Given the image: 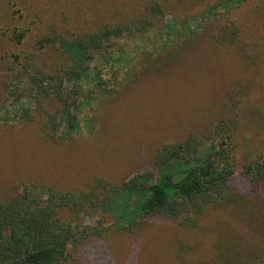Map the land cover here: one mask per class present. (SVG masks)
I'll use <instances>...</instances> for the list:
<instances>
[{
	"label": "rangeland",
	"instance_id": "374dc122",
	"mask_svg": "<svg viewBox=\"0 0 264 264\" xmlns=\"http://www.w3.org/2000/svg\"><path fill=\"white\" fill-rule=\"evenodd\" d=\"M153 1L159 2L163 19L155 16V25L141 36L124 37L133 69L114 91L105 87L106 92L90 93L81 108L79 133L51 140L42 135L39 123L22 122L11 112L15 117L9 120V113L0 109V199L23 183L80 189L97 176L120 181L145 167L161 143L203 133L221 117L236 118L237 160L264 149L262 0L233 4L198 25L192 20L189 29H181L177 21L182 31L170 39L160 38L157 27L173 18H189L210 1L0 0V99L9 51L50 68L58 58L55 44L39 49L38 38L51 30L68 36L121 24L144 16ZM225 24L237 28V39L218 44L215 35ZM16 28H26L19 41L10 36ZM233 183L244 191L238 173ZM240 213L239 208L210 209L193 229L143 220L132 231L85 241L71 252L68 264H218L219 251L229 250L241 258L253 248L255 237Z\"/></svg>",
	"mask_w": 264,
	"mask_h": 264
},
{
	"label": "trees",
	"instance_id": "16d2710c",
	"mask_svg": "<svg viewBox=\"0 0 264 264\" xmlns=\"http://www.w3.org/2000/svg\"><path fill=\"white\" fill-rule=\"evenodd\" d=\"M209 1L189 18L164 21L157 27L160 38L180 33L177 21L181 29H189L192 20L198 25L244 0ZM157 15L163 19L164 12L153 1L144 16L121 24H103L68 36L51 30L35 42L39 49L55 44L58 58L50 68H41L29 55L21 59L9 51L0 109L6 116L17 113L22 122L39 123L42 135L51 140L79 133L81 108L90 93L106 92L105 87L114 91L120 78L133 69L124 37L143 35L155 25ZM219 28L218 44L236 41L235 26ZM15 30L10 36L19 41L26 28ZM18 102L23 104L16 107ZM14 117L9 113L7 118ZM236 131L235 117H221L203 133L161 143L145 167L120 181L97 176L80 189H57L49 183L14 186L7 198L0 199V264H68L71 252L91 238L129 232L150 219L193 229L210 209L221 207L240 209L255 244L241 258L230 250L219 251L218 264H264V149L237 160ZM236 173L244 180V191L233 183Z\"/></svg>",
	"mask_w": 264,
	"mask_h": 264
}]
</instances>
